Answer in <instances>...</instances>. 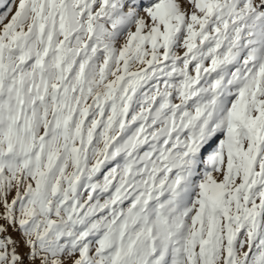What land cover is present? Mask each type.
<instances>
[{
  "label": "snow or ice",
  "instance_id": "6c2138e0",
  "mask_svg": "<svg viewBox=\"0 0 264 264\" xmlns=\"http://www.w3.org/2000/svg\"><path fill=\"white\" fill-rule=\"evenodd\" d=\"M0 221V264H264V0H0Z\"/></svg>",
  "mask_w": 264,
  "mask_h": 264
},
{
  "label": "rangeland",
  "instance_id": "374dc122",
  "mask_svg": "<svg viewBox=\"0 0 264 264\" xmlns=\"http://www.w3.org/2000/svg\"><path fill=\"white\" fill-rule=\"evenodd\" d=\"M182 49L181 50H179V54H182ZM14 191H13V193H12V195L14 196ZM10 199H11V196H10ZM0 223H2V221H0ZM9 231H10V233L12 234V236H13V238H15V239H20V235H19V233H17V232H15V231H13L12 229H9Z\"/></svg>",
  "mask_w": 264,
  "mask_h": 264
}]
</instances>
